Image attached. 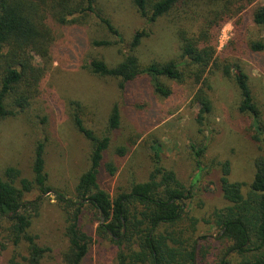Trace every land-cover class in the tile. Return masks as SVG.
Masks as SVG:
<instances>
[{
  "label": "rangeland",
  "instance_id": "1",
  "mask_svg": "<svg viewBox=\"0 0 264 264\" xmlns=\"http://www.w3.org/2000/svg\"><path fill=\"white\" fill-rule=\"evenodd\" d=\"M221 4V0H185L148 25L133 0H97V12L123 38L124 43L118 45H114L115 38L107 33L95 14L80 24L59 25L50 18L45 20L54 39L47 64L34 57L33 64L45 68L36 97L24 112L0 122V175L13 167L21 171L22 178L31 180L35 146L38 142L44 144L45 172L51 190L43 195L37 190L25 195L28 201L40 197L42 203L39 216L33 219L29 230L37 237L39 246L51 250L41 264H64L62 255L67 240L57 195L75 200L78 180L90 166V142L76 130L73 116L77 115L86 129L101 137L106 134L114 106L120 112V126L108 134L110 143L97 176L99 188L114 199L122 192H129L133 183L146 182L156 166L171 171L191 193V198L183 204L185 214L198 221L193 238L199 242L198 238L207 236L212 248L221 243L220 230L203 221L228 206L220 190L219 165L229 162L230 182L245 184L243 193H246L254 176V161L264 159V52L254 54L248 49L250 42L264 41V31L252 22L253 8L245 17L242 37L226 53H223L225 46L234 38L232 25L226 23L218 31L213 28L209 34L210 43L216 44L217 63L227 59L248 74L257 118L239 111L236 84L220 70L213 69L206 75L212 111L201 133L196 123L199 107L192 103L196 86L191 81L180 84L160 78L172 92L168 98H162L153 92L146 77L140 76L121 89L119 80L100 78L86 69L91 59L115 66L128 53L135 32L141 30L148 36L134 53L142 67L171 61L183 63L179 33L198 39L201 30L206 29L205 19ZM255 4H264V0H256ZM96 42L110 45L96 46ZM231 51L238 54L237 58L230 57ZM199 148L204 151L197 159L194 151ZM119 149L125 153L120 154ZM107 164L116 169L114 175L106 170ZM100 220L101 216L85 203L78 221L92 241L82 264H115L118 248L97 234L99 225L105 224L104 219ZM183 228L189 226L184 224ZM207 248V261L211 262L212 248ZM13 252L10 245L0 249V264H8ZM17 254L25 257L26 246H20Z\"/></svg>",
  "mask_w": 264,
  "mask_h": 264
},
{
  "label": "trees",
  "instance_id": "2",
  "mask_svg": "<svg viewBox=\"0 0 264 264\" xmlns=\"http://www.w3.org/2000/svg\"><path fill=\"white\" fill-rule=\"evenodd\" d=\"M185 0H133L138 13L149 24L167 15ZM218 1V0H214ZM222 4L213 10L198 39L180 34V59L184 62L152 63L142 67L135 55L136 48L148 36L146 31L135 32L129 51L113 67L101 60L91 59L86 66L88 72L100 78H114L120 81L122 89L126 83L146 77L151 82L153 92L168 98L171 90L160 78L184 84L187 80L196 86L192 103L197 105L196 123L199 131L212 111L206 75L213 69L234 80L239 92V111L242 114L258 116L253 102L248 74L237 63L226 61L218 64L216 44L210 43L209 34L215 28L230 23L234 36L224 49L242 36L246 16L251 12L252 22L264 31V4L256 5V0H221ZM255 5V7H253ZM97 0H0V122L24 112L30 101L36 97L38 84L44 76V67L33 64L37 57L43 64L50 60L53 34L45 25L52 19L59 25L80 24L91 14H95L105 26L107 33L116 42L123 44V38L109 20L97 12ZM216 41V38L214 42ZM96 46H109L108 42H96ZM251 53H263L264 41L250 42ZM237 58L234 51L228 53ZM227 55V54H226ZM182 68V69H181ZM76 130L90 142V166L75 187V200L58 194L57 200L64 215V236L67 249L62 255L64 264H82L91 245V237L82 231L79 219L84 204H89L105 224L99 225L97 234L108 238L117 246L115 264H264V159L254 161L252 182L243 193L245 184L230 182V164L219 165V185L223 199L228 206L215 211L204 224L220 230L221 243L212 248L208 237L193 238L198 221L188 217L184 204L191 193L176 179L171 171L156 166L144 183H133L127 193H120L114 199L102 191L97 183L98 171L103 153L109 146V133L120 126V112L114 106L110 112L106 134L97 137L84 127L75 115ZM259 128V124H256ZM202 133V132H201ZM204 148L194 151L199 159ZM123 154L124 149H119ZM44 144L38 142L34 149L32 179L22 178L21 171L8 167L0 175V249L6 245L14 249L8 264H41L51 250L37 244V237L29 233L33 219L39 216L40 197L32 201L25 199L34 191L42 195L50 192L45 172ZM199 164V162H198ZM110 175L116 173L111 165H106ZM197 180V178H196ZM186 224L189 228L184 229ZM25 245L27 255L19 256V247ZM208 245V246H207ZM211 247V262H208ZM20 259L21 262H17Z\"/></svg>",
  "mask_w": 264,
  "mask_h": 264
},
{
  "label": "water",
  "instance_id": "3",
  "mask_svg": "<svg viewBox=\"0 0 264 264\" xmlns=\"http://www.w3.org/2000/svg\"><path fill=\"white\" fill-rule=\"evenodd\" d=\"M102 221H103V219L101 218L100 222H102Z\"/></svg>",
  "mask_w": 264,
  "mask_h": 264
}]
</instances>
